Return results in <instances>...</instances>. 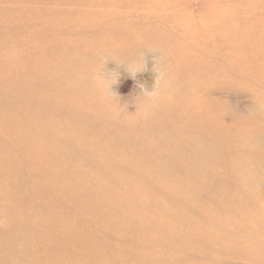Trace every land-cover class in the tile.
Returning <instances> with one entry per match:
<instances>
[{
  "label": "rangeland",
  "instance_id": "1",
  "mask_svg": "<svg viewBox=\"0 0 264 264\" xmlns=\"http://www.w3.org/2000/svg\"><path fill=\"white\" fill-rule=\"evenodd\" d=\"M159 57L171 87L145 109L137 85L151 91ZM139 58L142 66L133 77L128 65ZM100 68L116 73L109 91L120 97L119 118L95 83ZM75 79L81 83L78 92L89 91L90 100L98 94L104 122L99 117L90 121L62 102L74 99ZM43 113L50 117L48 127L74 133V144L81 145L73 153L79 173L75 182L88 185L92 193L104 191L102 203L117 205L122 194H149L157 199L154 216L185 211L184 218L175 212L164 219L196 233L192 245L183 247L177 235L164 241L161 251L155 249L160 253L155 264H186V259L193 264H264V0H0V126L17 124V133L2 130L0 142L8 148L0 150V158L15 169H25L26 162L16 159L13 135L29 147L22 153H38L33 149L55 136L35 123ZM50 141L43 156L49 155L50 144L59 145ZM2 179L20 185L29 181L26 175ZM99 179L104 187L95 182ZM166 191L167 197L162 195ZM53 194L60 204L67 203ZM9 198L0 182V264H48L57 258L59 264H99L101 255L86 248L94 241L123 264L141 251L139 231L123 225L129 231L121 236L117 225L106 236L70 231L67 239L50 236L52 248L37 261L30 250L39 239L30 234L10 248L15 254L3 258L8 249L3 232L22 235L7 223L23 224V213L31 208L29 202L17 203L19 213H14ZM144 204L136 210L141 216L149 213ZM90 205L94 213L85 217L87 230L108 227L111 216L102 222L95 218L101 210L107 216V209ZM68 209L77 219L68 223L70 228L79 227L83 217L76 207ZM50 223L66 226L59 218ZM28 225L40 235L47 231L36 219ZM215 233L220 237L213 241ZM211 243L218 248H209ZM166 250L175 259L161 257Z\"/></svg>",
  "mask_w": 264,
  "mask_h": 264
},
{
  "label": "bare ground",
  "instance_id": "2",
  "mask_svg": "<svg viewBox=\"0 0 264 264\" xmlns=\"http://www.w3.org/2000/svg\"><path fill=\"white\" fill-rule=\"evenodd\" d=\"M74 84H72V90L76 87L75 92L73 90L74 99H64L62 102L68 103L71 107H76L81 112V116L87 117L90 121H92L94 118L99 117V123L104 122L105 115H103L102 109L105 108V106L100 102L98 94L94 95L96 98L90 100L89 98V91L85 93H80L81 83L78 82L77 79L73 81ZM93 95V94H92ZM22 109V108H19ZM198 109L196 108V111ZM199 111L196 112V117L198 120H201L198 116ZM111 114V113H110ZM202 114V113H200ZM36 117V116H35ZM79 118H81L78 115ZM34 116L32 117L33 121ZM49 115L47 113H43V116L40 118L36 117L35 123H42L44 125V128L48 133H52L55 136L51 138V141L49 138H46V141H41V148L40 149H33L34 151L40 153L32 152V149H28L25 151V153H22V148H29L26 143H24V139L18 137L17 135H13L16 137L14 141H12L11 147L16 151V155H18V160L26 162V168L25 169H15L11 163H9V160L6 157L0 158V182H4V191L8 192L10 194L11 199L9 198V208L14 213H19V211L15 208L17 206V203H23V202H29L31 204V208L27 210L25 213H23L22 219L24 220L23 224H15V222L7 223V226H17L21 229V236H15L12 234L11 231H4L3 232V241L8 247V249L3 251L5 252V255H2L3 258L15 254L10 248L17 243V241H23L25 239L24 237L27 235H33L39 239V244L35 245L36 247L32 248L30 250V255L32 260L37 261L41 258H44L46 254H48L49 250L52 248L48 244L47 240L50 236L56 235L55 237H64L67 239L70 234V232H75L78 235L80 234H86V232H90L92 234H102V236H106L108 231L114 227H117L119 225V229L121 233H118L119 235L126 234L129 230L124 229L123 225H131L132 230L134 228L139 231V235L141 234L140 239L143 242L141 245V251L140 252H133L131 255V261L130 264H155L156 260H154L155 257H157L160 253L156 252V250H160V245L164 241H169L170 239H174V237L177 235L181 239V243H183L184 246H191L193 242V237L196 235L193 231H190L187 229L184 225H175L169 224L170 216L177 212L176 215H180L183 218L185 217V211L184 210H174L168 215H164L162 217L154 216L156 211H153L155 209L154 202H156V198H153L149 194L146 196H134L129 197L126 194L120 196V203L117 205L109 204L108 202H101L102 193H92L89 192V186L88 185H78L76 184L75 180L78 176V172H76L74 169H76V159L74 158L73 153L75 152V149L77 145L81 147L80 144H74L75 140L74 133L71 131L69 133H66L64 129L60 126L59 130H54L53 128L48 127ZM110 116L107 118V122L110 121ZM43 119V120H41ZM198 120H195L194 122H199ZM264 121V120H263ZM16 123L13 122V126L6 127V125L0 126V134L2 133V130H10L14 133H17L16 130ZM84 130V129H83ZM22 133V132H21ZM86 135H89L90 133L86 130ZM104 138L105 135H103ZM70 137V138H69ZM77 139V138H76ZM22 140V141H21ZM55 142L59 141V145H49L48 152L49 155H45V150H42V148L48 143V142ZM79 141H82L79 139ZM37 142V141H36ZM35 141L31 142V145L33 143L37 144ZM76 146V147H75ZM8 148V143L5 145L4 142H0V150ZM123 151V149H121ZM27 152V153H26ZM43 154V155H42ZM52 157V158H51ZM184 166V165H183ZM182 166V167H183ZM262 167H264V162H262ZM81 171V170H80ZM11 175L13 177H23L26 175L29 179L28 183H25V185H20L18 183H12L10 181H7L5 179H2L3 175ZM82 176V175H81ZM102 179L96 180V183H99L104 187L102 184ZM114 188V187H113ZM26 190L29 192L28 195H23L20 193L21 190ZM112 189V188H109ZM109 189H106L105 191H108ZM113 190V189H112ZM115 190V188H114ZM53 193L60 194L61 197H65L67 203L60 204V199L55 197ZM170 194V191L163 192V196H168ZM56 199V200H55ZM58 200V201H57ZM145 203H147L148 207V214L140 215L136 212L140 206H144ZM48 203H51L53 208H61L62 209V215L61 213H56L53 211L52 207L48 209V207L43 210V207L47 206ZM58 204V206H56ZM90 204H98L103 205L107 209V216H105L103 210L96 213V217L98 221L105 220L106 217L111 216L113 220L108 223V227L97 229L96 231H93L90 229L87 230L86 224V216L89 214L94 213V210H90ZM74 206L77 208V212L83 217L80 220V226L79 227H71L68 223H73L77 219L73 218V214L69 211L68 207ZM103 208V207H102ZM61 211V210H59ZM114 215L115 217H113ZM105 217V218H104ZM51 218V219H50ZM61 219L64 220L66 223H64L66 226L61 228H55L54 225L50 222H54L55 219ZM169 220H166V219ZM32 219H36L40 223H44L47 226V231L44 234L37 233L36 228L34 226H29L28 222ZM50 219V220H49ZM190 220V219H189ZM140 225V226H138ZM11 227H7L9 229ZM70 231V232H69ZM201 232V231H200ZM5 233V234H4ZM202 235H204L201 232ZM224 235V234H223ZM213 241L217 240L220 237V234L215 233V235H212ZM199 237V235H198ZM197 239V238H196ZM194 240V244L197 245V240ZM191 240V241H190ZM180 242V241H179ZM200 243V242H199ZM41 244V245H40ZM152 244H155L152 246ZM40 245V247H38ZM199 247V246H198ZM86 248H89L91 250V253L93 255H101L102 260L99 262V264H123L121 261L113 256V254L110 251H102L101 249H104L103 246L100 244H97V242H92L90 246H87ZM209 248L217 249L218 245L215 243H211ZM151 249V250H150ZM156 249V250H155ZM37 250V251H36ZM150 250V251H149ZM170 253V254H169ZM172 250H166L164 253L165 255L161 254V257L166 256L167 259L169 257L171 259H175L172 256ZM128 256V257H129ZM170 260V259H169ZM59 259L55 260H48V264H59ZM184 262H187L186 264H193V261L191 259H186ZM45 263V261H44ZM70 264V263H65Z\"/></svg>",
  "mask_w": 264,
  "mask_h": 264
},
{
  "label": "clouds",
  "instance_id": "3",
  "mask_svg": "<svg viewBox=\"0 0 264 264\" xmlns=\"http://www.w3.org/2000/svg\"><path fill=\"white\" fill-rule=\"evenodd\" d=\"M160 62L159 64L157 62ZM142 66V60L139 58V62L133 61L131 65H128V70L130 75L134 77L135 72ZM153 72L155 73L154 82L152 85L151 91L146 90L145 85L138 84L137 85V94L139 97L142 106L147 109L154 105H156L163 95L167 92V90L171 87V80L169 73L167 71L164 62L159 57L153 67ZM116 73L115 72H102L101 68L99 72L96 74L95 83L96 85L103 90L104 96L109 98L113 105L116 107V111L114 112V118H119V107H122L120 104V97L114 93L109 91V86L115 82ZM118 99V103H117Z\"/></svg>",
  "mask_w": 264,
  "mask_h": 264
}]
</instances>
